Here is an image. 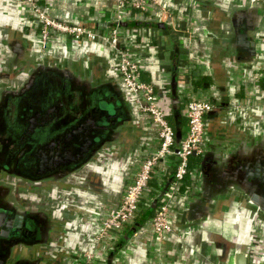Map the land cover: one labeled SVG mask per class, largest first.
Segmentation results:
<instances>
[{
	"label": "crops",
	"instance_id": "obj_1",
	"mask_svg": "<svg viewBox=\"0 0 264 264\" xmlns=\"http://www.w3.org/2000/svg\"><path fill=\"white\" fill-rule=\"evenodd\" d=\"M263 3L264 0H174L173 4L176 6L172 7V14L175 16L176 28H160V24L158 27L150 25L124 28L125 31L132 30L131 33L134 31L140 43L146 41L145 49L140 48L144 52V79L154 85L160 95L161 107L166 112L171 111L169 100L173 73L176 78L173 81L174 92L185 101L181 109L182 116L186 111V95H189L182 86L187 83H191L196 90L208 93L216 105L208 120L210 132L204 144L206 153L186 180L184 191L187 195L177 197L171 204L175 212L174 219L171 220L174 233L164 241L158 242L149 225L145 224L113 257L108 253V247L98 248L100 223L120 203L125 186L136 172L141 154L157 148L159 139L155 127L139 114L134 99L117 85L112 71L108 70L105 75V68L101 72V68L105 67L103 55L108 56L110 65L114 66L111 51L98 44L78 45L68 36H58L54 42L51 41V52L71 58L70 60H78L91 53L102 58V63L100 60L89 66H94L93 76L89 68L82 70V79L75 73L67 72L76 83L91 86L92 90L106 88L108 92L97 96L91 104L111 110L110 113L114 115L112 118L119 120V123L105 125L111 127L105 132V136L108 133L106 140L98 150L90 152L86 164L75 168L76 171L66 178L67 183L54 186L48 184L39 193L24 188V185L22 188L8 185L9 187H3L5 190L2 192L5 194V201L20 194L17 207L22 212L43 214L51 224L52 220L67 222L66 232L69 238L65 245L75 255L81 250L94 252L99 264H222L223 261L236 264L235 259L240 254L246 256V264H256L259 257L264 256V222L254 214L252 205L245 201L249 196L242 197L236 192H227L224 196H236L238 203L221 201L217 206L219 214L214 219L210 218L202 224L201 218L208 207L203 200L204 195L213 199L221 193L212 186L213 177L206 174L205 167L212 168L211 160H217L230 149L239 147L236 139L243 140L244 134L239 129L236 130V127L248 125L252 134L260 137L264 135V22L259 27L261 40L256 42L255 57H245L233 44L240 24L251 27L261 20L259 16L260 11H264ZM46 5L50 14L61 21L86 24L97 30L108 31L113 27L111 23L116 21L113 0H48ZM238 12H244V15L239 17ZM142 18L144 17L134 16V19ZM98 23L110 25L100 28ZM39 24L26 0H0L2 61L9 58L6 53L12 52L9 51L12 48L4 42V29L10 27L18 36L27 38V45L31 50L32 43L28 38L37 40V35H40ZM31 51L36 59L45 56L37 48ZM115 90L124 92L128 96L127 100L133 103V115L124 120L122 112L126 106L123 103L125 97ZM223 121L236 126L227 128ZM183 123L182 128H185L186 119ZM133 138L136 141L135 148L143 145L141 154H137V157L129 156L128 160L117 162L104 150L116 141L122 140L127 144ZM105 157L109 160L97 163L98 159ZM99 177L104 184L102 192L94 189ZM157 181L159 178L152 183V190L157 188ZM185 197L191 199L189 204L184 205ZM36 227L37 224L33 229H28V235H32L30 239L15 245L14 255L34 257L43 252L40 241L44 235L39 239L35 237L33 232ZM58 228L53 231L55 236ZM51 243L53 245L50 252H62V249L55 246L56 239H52Z\"/></svg>",
	"mask_w": 264,
	"mask_h": 264
},
{
	"label": "flooded vegetation",
	"instance_id": "obj_2",
	"mask_svg": "<svg viewBox=\"0 0 264 264\" xmlns=\"http://www.w3.org/2000/svg\"><path fill=\"white\" fill-rule=\"evenodd\" d=\"M165 1L170 4L173 12V6H176L173 4L174 0ZM262 7H264V3ZM237 14L242 17L244 12ZM260 17L261 20L251 24V27H244L240 24L236 29L238 31L236 36H233V44L245 57H254L252 56L251 43L256 44L261 40V28L259 27H261V22H264V11H260ZM3 34L4 42L12 48L9 49L12 52L6 53L9 58H6L5 61H2L4 59L0 55V173L5 175L0 177V184H6L7 180L15 177L19 181L16 186L22 188L24 185V188L39 193L44 186L41 184L36 189L29 183L43 181L49 170L44 168L45 164L39 165L41 164L38 161L40 158L37 159L34 156V151L49 144L52 146V143L57 146L59 136L65 133H74L79 129L91 133V140L94 144H102L108 135L105 136V131L108 128L105 125L111 124L114 118L106 115L101 107H98V104L97 106L92 105L91 101L108 90L99 88L94 91L93 98H89L88 93L85 95L81 88L90 92L92 87L76 83L69 77L67 71L61 70L64 64L57 63L56 68V63L50 61L48 57L36 59L31 56L27 40L21 35L18 36L10 27H6ZM230 37L232 36L230 35ZM143 43L146 45V41ZM41 51L44 52L45 48ZM57 70H61L63 74H59ZM223 125L227 128L236 126L226 121H223ZM235 129H239V132L244 134L243 140L236 139L240 144L239 147L230 149L231 151L218 157L217 160L210 161L213 164L212 168L205 167L208 172L206 174L213 177L212 186L221 193L210 199V202H206L208 207L206 216L201 218V220L203 219L202 224L210 218L214 219L219 214L217 211L219 202L231 200L232 204L238 203L236 196H224L231 191L242 197L249 196L245 201L252 205L254 214L264 222V201L261 202L257 198L258 195L264 199V135L260 137L252 134L248 125H242ZM71 139L69 144L72 148L76 143H73V138ZM62 159L64 158L60 159L64 163L65 159ZM80 165L81 162L75 164L71 157V161L67 165L55 163L53 167L57 168H53L55 169L53 173L64 175L70 168L76 171L75 168H79ZM4 190L0 185V210L3 208L16 214L18 211L24 216V227L10 229L9 225L13 223L12 218L15 216L8 217L7 220H0V232L3 231L7 234V237L0 235V264H99L95 260L94 252L81 250L79 254L75 255L70 250L71 248L65 245L69 238L66 232L67 222L61 223L57 231L58 234L55 236L53 232L55 229H52L53 224L49 223L43 214L22 212V209L17 207V198L20 194H15L9 201H5V194H2ZM186 195L185 191L184 196ZM189 199L188 197L184 198V205L190 203L191 199ZM185 209L183 208L182 211ZM35 224H37V229L33 235L38 239L44 235L43 240L40 241L43 245V252L34 257L14 255L15 245L32 237V235H28L30 232L28 229L30 227L33 229ZM52 239L57 240L55 246L62 249L61 253L50 252L53 245ZM100 244L98 243V248L109 247V242ZM222 264H228V262L223 261ZM256 264H264V256H260Z\"/></svg>",
	"mask_w": 264,
	"mask_h": 264
},
{
	"label": "built area",
	"instance_id": "obj_3",
	"mask_svg": "<svg viewBox=\"0 0 264 264\" xmlns=\"http://www.w3.org/2000/svg\"><path fill=\"white\" fill-rule=\"evenodd\" d=\"M36 14L40 29L39 34L43 48L51 45L58 36H68L78 45L98 44L111 51L114 69L126 89L134 99L139 114L150 121L155 127L159 139L158 147L151 151L140 153L136 172L123 190L120 203L110 211L100 223L99 244L113 245L118 236L136 219L142 203L149 197L152 183L166 170L171 158L178 161L174 182L170 190L158 205L154 215L147 225L151 228L153 237L162 242L174 233L171 220L175 212L172 203L177 197L185 195L186 180L192 174L190 164L193 156H204L207 138L209 137V116L216 105L208 93L193 87L191 83L182 86L187 94L183 127V139L177 146V133L166 118V111L161 107L160 95L154 85L144 79L143 50L146 45L137 40V35L125 31L121 27H112L108 31L97 30L89 25L72 24L55 18L46 5L48 0H26ZM43 2H45L43 4ZM116 10V20L147 17L157 24L176 28L175 17L169 3L165 0H113ZM145 46V47H144ZM138 49L140 51H138ZM165 168H164V167ZM114 242V243H113ZM113 243V244H112ZM101 245V244H100Z\"/></svg>",
	"mask_w": 264,
	"mask_h": 264
},
{
	"label": "water",
	"instance_id": "obj_4",
	"mask_svg": "<svg viewBox=\"0 0 264 264\" xmlns=\"http://www.w3.org/2000/svg\"><path fill=\"white\" fill-rule=\"evenodd\" d=\"M165 27L166 26L164 24H160V28H165ZM29 37H31V36H29ZM24 39L26 40L27 38H24ZM28 39L30 40V41L28 40L30 42V44L32 43V49L31 50H35L36 48L38 50L43 49L40 35H37V40H35V39L32 40L30 38H28ZM50 46L51 45H49L48 47L45 48V51H44L45 57H48L50 59V61L55 62L56 68L58 65L57 63L64 64V66L61 70L69 71L71 73H75L80 79H82L83 71H85L84 70L85 68L91 69L90 74L93 76L94 66L91 68L89 66L94 65L93 64L94 62H97V63L100 62V60L102 63V58L98 54H97V56H98L97 57L95 55H92V53L90 55H88L87 57L86 56L80 57L78 60L77 59L70 60L71 58L69 59V58H66L65 56L63 57L61 55L57 56L56 54L51 52ZM255 46H256V44L254 42H252L251 43L252 56H254V57L256 55ZM32 53L33 52L31 51V56H33ZM95 57H97V58H95ZM110 58H111V56H110ZM109 60L110 59L108 58V56L105 57L103 55V64H105L103 66H105V67L101 68V72H104L105 68L106 69H105L104 74L105 73L107 74L108 70H109V72L112 71L113 76L115 78V81L117 82V85H119L120 89H122L123 91L126 92V89L123 86V84L121 83L119 76L114 69V66L110 65ZM101 109L103 110V112H105L106 115H108V116L110 115V117H114V115H112L110 113L111 110H109V109L107 110V109H103V108H101ZM209 130H210V128H209ZM93 137H94V134H93ZM71 138L74 139L73 143L74 142L76 143V145H74V147H72V148H71V145L69 144L72 141ZM91 139H92L91 133H88L86 131L84 132V130L79 129V130H76V132H74V133H71V134L65 133V134H62L61 136H59L58 143H56L57 146L55 144L53 145V143H52V146L49 144L48 146L46 145V146L40 147L39 149H36L34 151V156L37 159L40 158V159H38L39 163H41L39 165L42 166L43 164H45L44 168H47L49 171H48V174L45 175L43 181L38 180V182H36V183L32 182V183H29V185H31L33 188L38 189L39 185H41V184H42V186L45 187L48 184L51 186L52 185L54 186V185H58L60 183H67L66 178H68L71 175V173L74 172V170L72 168H70L68 170V172H66L64 175H57V173H55V172L53 173V171L55 170L53 168H57V167H53V166H55V163H57V162H59L60 164H63V165H67L71 161V157H72V161H75V164L76 163L78 164L80 162H81L80 166L86 164L88 162V159H89V158H87V155L90 154L89 151L91 150V152H92V151L98 150L97 148H99L101 145V144L97 145L96 143L94 144V142ZM95 141H96V139H95ZM80 143H83V144H80ZM135 145H136V141L134 140V138L130 139V141H128L127 144L123 143L122 140H119V141H116L114 144H111L110 148L108 147V148H105L104 150L108 152L107 154L109 155L110 158H112L113 160H116L117 162H122L126 159L128 160L129 156L133 157L136 155V157H137L138 156L137 154L141 153V150H142L141 147L143 145L139 148H135ZM61 158L65 159V160L62 159V160H64V163L60 160ZM73 158H76V160H73ZM208 159H210V157ZM106 160H109L108 157L100 158V159H98V161L97 160L96 161H97V163L102 164ZM263 170H264V168H263ZM46 179H48V182H46ZM97 183L98 184L94 187V189L98 192L104 191V184L101 181L100 177H99V181H97ZM0 185H2L3 187H9L7 184H0ZM32 191L35 192V190H32ZM209 193H210V191H209ZM254 197H255V195H254ZM257 198H259L258 200L261 202L264 201V199L260 198L258 195H257ZM210 199L211 198L205 196L204 202H210ZM46 215H48L49 218H51V215L48 212H46ZM14 216H15V218H12ZM203 216H206V215L204 214ZM8 217H11L13 220V223H11V225L8 224L10 226V229H14V228L20 229V228L24 227V222H23L24 216L19 214L18 211L16 214L15 212H13L11 210L9 211V210L2 208L0 210V220H2V221H3V219L7 220ZM175 219L179 220L177 217H175ZM52 223H53L52 229H56L57 227H59L61 225V223L57 220H52ZM0 235L7 237V234L3 231L0 232ZM235 262H236V264H246V256L245 255H238L235 259Z\"/></svg>",
	"mask_w": 264,
	"mask_h": 264
},
{
	"label": "trees",
	"instance_id": "obj_5",
	"mask_svg": "<svg viewBox=\"0 0 264 264\" xmlns=\"http://www.w3.org/2000/svg\"><path fill=\"white\" fill-rule=\"evenodd\" d=\"M149 17L150 16H147V17H144L142 19H134L132 17L125 18L123 20H116V21L112 22L111 25L113 27H121V28L150 26V25H151V27L152 26L158 27L157 26L158 24L156 22L151 21V19L148 20ZM105 25H110V24H102V23L97 24V26L100 28H105ZM57 72L59 74L62 73L61 70H57ZM172 77H173V79H172L171 85H170L171 96H170V100H169V104L171 106V111L166 112V118L168 119V121L170 122V124L173 126V128L175 129V131L177 133V140H178L177 146H178L180 144L181 140L183 139L182 126L184 124L183 122L185 120V117L181 115V111H182L181 109L183 108L185 101L179 95L175 94V92H174L175 84L173 83V81L176 79L175 73H173ZM100 88H102V87H100ZM81 89L85 95H87V93H88L87 96L92 99L93 95H94V91H96L99 88H94L90 92H88L89 90H87L85 88H81ZM115 91L117 93L120 92V94L125 97V98H123V100H124L123 103H125V105L128 106V108H129V109H127L126 106H125L126 108L124 107V112H122V115L124 116L123 120L125 119V117L129 118V116L131 114L133 115V103H131V102H129V100H127L128 96L124 92H121L120 90L119 91L115 90ZM112 122H114L116 125L117 123H119V120L113 119ZM108 128L110 129L111 127H108ZM108 128L106 129V131L108 130ZM88 155H87V158H88ZM202 158H203V156H193L192 157V163L190 164V172L191 173L196 170V167L199 164V161L202 160ZM170 161H171L170 164L167 163L165 172L159 177V181H157V188L152 190L151 191L152 195H149V197H147L144 200V202L142 203L141 210L138 213L135 221L128 227L127 231H125L124 233H122L121 235L118 236V240H116V242L113 245H110L108 247V253L111 255V257H113V255H115L119 251V249L121 247H123V245H125L131 237H133V235H135L137 232H139L142 229V227L146 223H148L150 218L154 215L158 205L161 204L162 201L167 196V194L170 190V187L174 182L175 173H176V169H177V165H178V161L176 159L171 158Z\"/></svg>",
	"mask_w": 264,
	"mask_h": 264
},
{
	"label": "rangeland",
	"instance_id": "obj_6",
	"mask_svg": "<svg viewBox=\"0 0 264 264\" xmlns=\"http://www.w3.org/2000/svg\"><path fill=\"white\" fill-rule=\"evenodd\" d=\"M1 174H2V173H0V177H1V176H5V175H3V174L1 175ZM18 182H19V181L17 180V178L14 177V178L9 179V181L7 180V181H6V184L9 185V186H15V185L18 184Z\"/></svg>",
	"mask_w": 264,
	"mask_h": 264
}]
</instances>
